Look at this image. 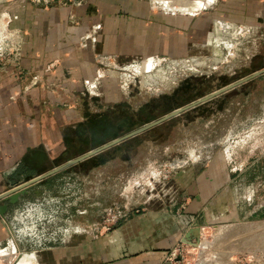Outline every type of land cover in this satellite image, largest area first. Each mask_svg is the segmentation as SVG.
Here are the masks:
<instances>
[{"label":"crops","instance_id":"0c3cea01","mask_svg":"<svg viewBox=\"0 0 264 264\" xmlns=\"http://www.w3.org/2000/svg\"><path fill=\"white\" fill-rule=\"evenodd\" d=\"M162 2L168 11L150 0L71 3L55 7L57 16L43 21L47 25H36L48 9L18 0L24 8L16 25H6L9 38L18 34V51L0 58V193L112 141L98 140L96 133L107 102L97 95L114 87L105 77L107 60L149 57L156 49L185 54L186 25L202 26L203 18L217 27L221 19L245 25L249 15L264 17V0ZM111 148L98 151L96 159ZM218 170L204 172L194 187L181 181L167 187V195L162 189L156 201H140L144 210L122 217L107 232L99 229L107 204L98 200V220L74 223V187L55 184L57 174L66 172L51 175L0 216V264H169L174 246L193 245L183 239L194 223L201 228L202 254L215 243L200 264H231L225 255L235 259L246 252L264 255V180L247 185L245 169L231 168L224 181ZM97 188L112 192V204L121 201L120 187Z\"/></svg>","mask_w":264,"mask_h":264},{"label":"rangeland","instance_id":"374dc122","mask_svg":"<svg viewBox=\"0 0 264 264\" xmlns=\"http://www.w3.org/2000/svg\"><path fill=\"white\" fill-rule=\"evenodd\" d=\"M25 1L31 2L35 9H48V14H41L36 25L39 22L47 25L43 21L49 17L51 21L55 19V7L88 2ZM150 1L156 9L168 11L162 0ZM17 2L0 0V58L18 51L14 47L18 34L13 33L9 38L6 27L16 25L18 10L24 8ZM169 10L170 14L177 16L178 13ZM249 17L245 25L221 19L215 27L204 18L202 26L186 25L185 54L177 55L172 50L167 54L156 49L149 57L138 54L107 60L103 66L105 77L114 87L105 90L109 96L103 90L97 96L100 102L108 97L114 100L109 104L106 99L104 118L100 121L103 124L96 132L98 140L118 139L263 68L264 17ZM92 20L93 17L88 21ZM84 101L79 100L86 109L88 102ZM92 111L87 116L90 120L95 119ZM102 112L100 110L99 114ZM110 147L113 148L107 150L102 158L96 159L97 152L70 166L64 171L66 176L57 174L54 178L58 187H74L73 198H70L74 206V223L98 220L101 214L98 200L107 204V209L120 211L123 218H128L131 213L144 210L139 205L145 200L156 201L163 195L162 189L167 195V187H179L181 181L185 187H194L204 172L213 173L215 167L219 168L218 177L224 181L228 179L225 173L231 168H244L245 184L257 185L261 178V182L264 180V74L196 103ZM97 162L101 164L96 165ZM97 187H120L121 201L112 204V192H103ZM133 199H137L136 204H131ZM213 248H206L205 254ZM189 251L192 261L205 260L201 246L189 245ZM260 254H238L235 261L243 259L245 263L247 259L249 264H254V258L264 257Z\"/></svg>","mask_w":264,"mask_h":264},{"label":"water","instance_id":"95a60500","mask_svg":"<svg viewBox=\"0 0 264 264\" xmlns=\"http://www.w3.org/2000/svg\"><path fill=\"white\" fill-rule=\"evenodd\" d=\"M262 74H264V67L254 71L250 75L245 76L236 82L230 83V84H228V85H226V86H224L218 90L211 92L208 95H205V96L199 98L198 100L192 102L189 105L179 107V108L171 111L170 113L164 115L163 117H161L155 121H152V122H150V123H148V124H146L140 128H137L134 131H132V132H130V133L118 138V139H114L111 142L106 143L105 145H103L102 147H100L98 149L91 150V151H89V152H87V153H85L79 157H76L74 159H70L60 166H57V167H55V168H53V169H51V170H49V171H47L41 175H38V176L28 180V181H25L23 183L15 185L14 187H11L10 189L0 193V216L2 218H4L6 216V212L8 211V209L11 206H15V205L21 203L22 201L26 200L27 198H26V196L24 197V195L28 194L29 188L37 185L40 181L44 180L45 178H47L51 175H54L58 172L66 171L70 166L75 165L79 161H82L83 159L89 157L90 155H93V154L97 153L98 151L103 150V149L111 146L112 144H115V143H117V142H119V141H121L127 137L136 135V134L148 129L149 127H152L158 123L163 122L166 119H169V118L179 114L183 110L189 108L190 106H192L196 103L203 102L209 98H212V97H214L220 93H223L229 89H232V88L238 86L239 84L244 83L248 80H251L255 77H258ZM200 238H201V228L199 227L198 224L194 223L193 226H191L186 231L183 240L197 246L198 242L200 241ZM193 240H195V241H193Z\"/></svg>","mask_w":264,"mask_h":264},{"label":"built area","instance_id":"2783aa9c","mask_svg":"<svg viewBox=\"0 0 264 264\" xmlns=\"http://www.w3.org/2000/svg\"><path fill=\"white\" fill-rule=\"evenodd\" d=\"M36 1L39 2L40 0H36ZM45 2H47V0H45ZM136 211H138V209ZM123 216L124 214H122L120 211H117L112 208L107 209L104 212V215L100 222V227H99L100 231L102 230L107 232L112 230L120 222ZM189 254H190L189 244L180 242L178 245L174 246L170 250V252L166 257V260L168 261L169 264H198V261H192L191 259H189ZM254 260L256 261V263L254 264H264V257H260L257 259L254 258ZM231 264H249V263L247 259H245V263L243 259H238V261L236 260Z\"/></svg>","mask_w":264,"mask_h":264},{"label":"bare ground","instance_id":"6f19581e","mask_svg":"<svg viewBox=\"0 0 264 264\" xmlns=\"http://www.w3.org/2000/svg\"><path fill=\"white\" fill-rule=\"evenodd\" d=\"M199 243V242H198ZM225 256H227V258H228V260L229 261H231L232 260V263L235 261V259H234V255H225ZM224 256V257H225ZM234 260V261H233ZM198 263H199V261H198ZM200 264V263H199Z\"/></svg>","mask_w":264,"mask_h":264}]
</instances>
